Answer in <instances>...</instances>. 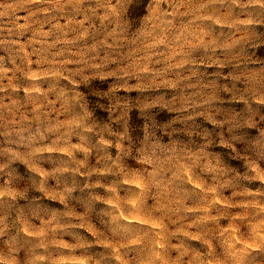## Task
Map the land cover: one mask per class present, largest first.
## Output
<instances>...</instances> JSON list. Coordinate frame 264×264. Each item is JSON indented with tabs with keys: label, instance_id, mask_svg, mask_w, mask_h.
Masks as SVG:
<instances>
[{
	"label": "rangeland",
	"instance_id": "rangeland-1",
	"mask_svg": "<svg viewBox=\"0 0 264 264\" xmlns=\"http://www.w3.org/2000/svg\"><path fill=\"white\" fill-rule=\"evenodd\" d=\"M0 264H264V0H0Z\"/></svg>",
	"mask_w": 264,
	"mask_h": 264
}]
</instances>
